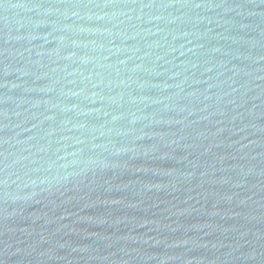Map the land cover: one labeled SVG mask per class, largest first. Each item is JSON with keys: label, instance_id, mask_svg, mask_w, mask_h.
Here are the masks:
<instances>
[{"label": "water", "instance_id": "water-1", "mask_svg": "<svg viewBox=\"0 0 264 264\" xmlns=\"http://www.w3.org/2000/svg\"><path fill=\"white\" fill-rule=\"evenodd\" d=\"M0 264H264V0H0Z\"/></svg>", "mask_w": 264, "mask_h": 264}]
</instances>
